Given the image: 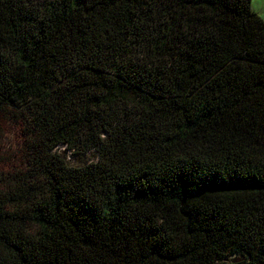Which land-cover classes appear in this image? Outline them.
<instances>
[{
    "label": "trees",
    "instance_id": "1",
    "mask_svg": "<svg viewBox=\"0 0 264 264\" xmlns=\"http://www.w3.org/2000/svg\"><path fill=\"white\" fill-rule=\"evenodd\" d=\"M1 115L0 264H264L251 0H0Z\"/></svg>",
    "mask_w": 264,
    "mask_h": 264
},
{
    "label": "rangeland",
    "instance_id": "2",
    "mask_svg": "<svg viewBox=\"0 0 264 264\" xmlns=\"http://www.w3.org/2000/svg\"><path fill=\"white\" fill-rule=\"evenodd\" d=\"M251 7L264 18V0H251ZM26 134L21 121L8 115L0 116V190L6 177L22 169L27 161L25 147ZM92 155L75 157L74 162H80Z\"/></svg>",
    "mask_w": 264,
    "mask_h": 264
}]
</instances>
